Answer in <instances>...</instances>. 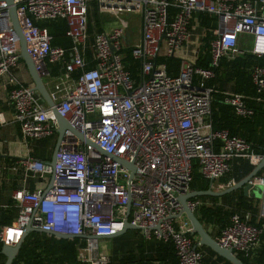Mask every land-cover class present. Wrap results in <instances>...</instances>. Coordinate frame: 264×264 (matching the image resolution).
<instances>
[{
	"label": "built area",
	"instance_id": "1",
	"mask_svg": "<svg viewBox=\"0 0 264 264\" xmlns=\"http://www.w3.org/2000/svg\"><path fill=\"white\" fill-rule=\"evenodd\" d=\"M12 3L27 54L42 79H50L48 87L43 84L51 108L105 154L69 137L66 131L52 165L31 156L18 160L26 174L51 185L11 192L16 216L9 225L0 224V244L14 245L29 224L73 236L77 260L107 264L109 255L100 251V240L121 229L129 202L127 222L137 227L143 239L170 242L176 264H204L197 237L190 234L189 221L179 214L177 198L190 191L193 165L208 189L221 191L235 183L231 178L218 182L229 172L232 159L254 166L262 156L242 137L212 129L213 88L205 83L213 77L221 57L241 52L240 37H248L251 55L264 57V0ZM6 7L0 0V79L6 102L22 140L45 139L56 131V122L40 95L13 72L20 59L18 36ZM93 12L111 15L117 24L98 30L90 21ZM134 13L140 20L137 36L131 39L128 22L120 14ZM198 15L212 20L200 27ZM50 19L65 22L68 49L51 46L46 29L35 24ZM206 32L211 34L209 56L206 66H198L195 61ZM125 48L137 62L135 76L125 67ZM168 57L179 59L175 75L167 73ZM50 64L59 65L58 74H49ZM248 73L253 87L249 99L264 103V67L252 64ZM221 94L235 115L252 113L241 93ZM0 123H4L1 113ZM113 157L132 163L133 172ZM249 182L262 186L264 193V172ZM201 203L200 199L185 201L192 213ZM258 218L263 221L253 224L248 211L235 209L214 233V240L221 248L249 257L264 243V206Z\"/></svg>",
	"mask_w": 264,
	"mask_h": 264
},
{
	"label": "trees",
	"instance_id": "2",
	"mask_svg": "<svg viewBox=\"0 0 264 264\" xmlns=\"http://www.w3.org/2000/svg\"><path fill=\"white\" fill-rule=\"evenodd\" d=\"M91 19L95 26V12L91 14ZM198 19L200 27L206 26L212 20L206 15H198ZM35 24L38 27L46 29L50 35L51 46L69 48L70 41L64 34L66 26L62 19L40 20L36 21ZM90 29L91 26L88 24V30ZM210 38L211 34L209 32H206L201 38V55H198L195 61V64L198 66H206L207 64L209 56L208 42ZM242 38L245 39V37H240L239 40ZM248 47L244 50L240 48L242 52L231 58L221 57L218 60L217 67L213 69V77L206 81L205 85L213 88L211 92L209 120L212 129H226L229 134L245 139L255 153L262 154L264 148V103H256L247 98L246 103L251 108L252 113L241 117L235 115L232 109L222 102L221 93L225 90L224 83L226 82L232 83L231 91L233 92L248 95V97L253 94L248 69L252 64L264 67V57L251 55L247 51ZM123 51L125 53V67L132 76H135L137 62L130 58L128 48H125ZM165 63L167 65V73L175 75L178 70L179 59L168 57L165 59ZM48 67L49 74L52 76L58 74L60 71L58 64H50ZM189 188L190 190L207 189V181L202 179L195 165L192 167V180ZM233 193L234 198L230 197L231 199L226 200V208L216 204V200L219 197L196 196L192 198L207 199L211 202L209 204L202 201L193 213L204 228L210 224L212 225L211 229L217 233L227 223L229 214L235 209L247 210L251 214L255 213V209L251 207L241 192L235 191ZM233 193H227L224 196L227 197ZM16 211V208L12 205V201L9 200L7 206L0 209V224L9 225L15 217ZM250 221L253 222V219H250ZM208 233L214 237L211 230ZM138 234L137 230H133V236L127 239L122 238L123 234L113 238L107 264H176L170 242H163L154 238L145 240L141 236L139 237ZM76 242L77 239L75 238L62 239L47 233L28 231L23 236L11 264H87L76 259ZM199 248L206 250L221 264H230L217 256L209 248L205 246H199ZM232 253L244 264H264V243L260 244L249 257H245L238 252ZM3 260L4 257L0 254V264H2ZM205 261L207 262V259L204 257V264Z\"/></svg>",
	"mask_w": 264,
	"mask_h": 264
},
{
	"label": "crops",
	"instance_id": "3",
	"mask_svg": "<svg viewBox=\"0 0 264 264\" xmlns=\"http://www.w3.org/2000/svg\"><path fill=\"white\" fill-rule=\"evenodd\" d=\"M90 21H92L91 18ZM95 28L98 30L102 29L98 22L95 23ZM244 37L248 39L247 36ZM13 72L20 79L21 82H23L24 84L31 85V80L28 75L26 65L22 59H19L17 61L16 65L13 68ZM42 81L45 84V86L47 87L49 86L50 84L49 77L46 78L44 77ZM231 86H232L231 82L224 83V88H225L224 91H231ZM244 96L246 98L251 97V96L248 97V95H244ZM0 113L4 120V123H0V209H2L5 208L7 206L8 201L11 200L10 195L14 189H17L19 187H25L29 190H33L37 188L47 189L49 187V181L47 182L41 181L30 174H26L23 168L17 164V161L26 156H31L33 158L44 159V160H47L48 158L49 160L52 150L49 154L48 151L49 146L45 144L46 139L43 141L22 140L17 125L12 121L11 108L6 102V91L4 90V86H3V78L0 79ZM50 137L51 140L54 139L55 142L56 131ZM252 167L253 165L249 164L247 161L239 158H234L230 161L229 172L225 176L221 177L218 180V182H224L229 178L233 179L234 182H238L251 170ZM263 172H264V168H261L257 171L256 175L261 174ZM235 191L241 192V189H235L228 193L231 192L233 193ZM223 196H219V198L216 200V203H219L218 205L225 206L227 199H229L230 197L234 198V193L230 194L227 197L225 196L223 197ZM244 197L247 199L251 207L255 209L254 214H251L249 212L250 219L251 220L253 219L252 223L258 224L259 221H263L262 219L258 218L260 207L264 206L263 188L261 187V196L259 198L251 197L249 195H246ZM201 201H205L207 203L210 200L201 199ZM211 228L212 225L208 224L205 229L207 232L211 230V233L213 234V236H215L214 234L215 231ZM261 237L262 236H260V238ZM110 239L112 241L113 238ZM200 250H202L203 252V258L205 257V259H207V262L205 261V264H210V263L221 264L220 262L216 261L214 256H211L206 250L203 249Z\"/></svg>",
	"mask_w": 264,
	"mask_h": 264
},
{
	"label": "water",
	"instance_id": "4",
	"mask_svg": "<svg viewBox=\"0 0 264 264\" xmlns=\"http://www.w3.org/2000/svg\"><path fill=\"white\" fill-rule=\"evenodd\" d=\"M3 1H5V3H6V6H7L6 9H7L9 17H10L11 25H12L13 29L15 30L16 35L18 36L19 57H20V59H22L24 61L25 65H26V69H27L28 75H29L30 80H31V89L33 91H36L40 95L41 99L46 103V105L51 108L52 102L48 98L46 88L42 82V76L43 75L41 73L37 72V70L35 69V66L33 64V61L31 60V58L29 57V55L27 54V52L25 50L24 40H23V37L21 35V31H20V28L17 24V20L15 17V6L12 3V0H3ZM44 72H45V69H44ZM51 111L53 113L57 128H56V139H55V142H54V145L52 148V153H51L49 160L47 161L50 165H52L54 162L55 153L58 150L60 143L63 139L64 133L66 131L69 133L68 134L69 137H73L79 141H82L85 144L93 147L95 150H97L101 154H105L92 141H90L88 139H84L82 137V135L77 130H75L67 122V120L65 118L61 117L55 111L54 108H51ZM113 160H115L120 166H123V167L129 169L131 173L133 172L132 163L126 162V161H123V160H120V159L114 158V157H113ZM261 168H264V148H263L261 158L259 159V161L256 164H254V166L251 168V170L242 179H240L238 182H235L233 185H231L227 189H224L221 191H213V190H210L208 188L205 190H190L189 192H187L185 194L179 195L177 198V200L180 204L179 214H183L185 216V218L189 221L190 234L197 237V243L200 246H205V247L209 248L217 256L223 258L224 260H226L230 264H244V263L241 262L230 250L225 249V248H221L220 246H218V244L216 243L214 238L209 235V233L202 226V224L198 221V219L192 213V211H190L187 208L185 201L187 199H190V198H193L196 196L219 197V196H223V195L227 194L228 192L235 190V189H241V192L244 196L249 195L251 197L259 198L261 196V187L262 186L257 185V184H252L251 182H249V180H250V178L254 177L256 175L257 171ZM130 177H131V174H130ZM50 185H51V183L49 182V186ZM126 208H127L126 215L122 221L121 229L118 232H116L115 234L105 236L103 238H107V239L114 238L116 236L121 235L126 230H130V229L136 230L137 229L136 226L130 225L126 219L127 218L126 216L128 214V210H129V202L126 203ZM28 231L47 233V234H51L55 237L62 238V239L73 238V236H71V235L42 231L38 228L31 227L29 224H27L23 228L21 236L19 237V239L17 240V242L14 245H12V246L4 245V244L1 245L0 254L4 257L2 264H11L14 256L16 255V253L18 251V248L20 246V242H21L23 236ZM99 238H102V237H99Z\"/></svg>",
	"mask_w": 264,
	"mask_h": 264
},
{
	"label": "rangeland",
	"instance_id": "5",
	"mask_svg": "<svg viewBox=\"0 0 264 264\" xmlns=\"http://www.w3.org/2000/svg\"><path fill=\"white\" fill-rule=\"evenodd\" d=\"M96 14V22H98L101 26L102 29L109 30L111 27L115 26L117 24V19L111 15L104 14V13H98L95 12ZM121 17H123L125 20L128 22V32L130 33L131 39L135 36H137L138 33V28H139V14H120ZM199 30L195 32V34L200 37ZM249 41L247 38L245 39H240L237 43V46L241 49H245L248 47ZM45 144L49 146V154L52 150L54 139L51 140V137L45 138ZM45 139H41L42 141ZM128 232L123 234L122 238L127 239L131 236H133V230H127ZM139 235V234H138ZM111 239H102L100 240V251L102 253H106L110 255V249H111ZM127 250V249H124ZM123 253V252H122Z\"/></svg>",
	"mask_w": 264,
	"mask_h": 264
}]
</instances>
